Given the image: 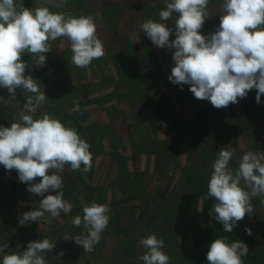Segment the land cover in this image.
<instances>
[{
    "label": "rangeland",
    "instance_id": "rangeland-1",
    "mask_svg": "<svg viewBox=\"0 0 264 264\" xmlns=\"http://www.w3.org/2000/svg\"><path fill=\"white\" fill-rule=\"evenodd\" d=\"M103 1L108 3L107 7H114L109 16L106 14L110 9L105 6L101 7L102 12L98 16L93 14L96 6L92 0H23L29 9L46 6L52 11L57 6L53 13L75 17L90 15L96 25L104 23L102 28H97V36L104 44L105 54L94 59L87 68H78L71 60L70 41L61 37L49 42L51 51L45 54L47 60L43 67L36 68L29 54L22 57L31 65L26 68L25 75H32L47 97L34 118L48 113L66 126L77 129L81 138L89 142L93 159L88 172L83 171V165L78 171H72L66 165L59 173L63 180L64 199L73 204V208L69 214L61 212L56 218L42 219L47 230L41 232L38 222L20 225L16 216L37 209L42 197L30 194L24 183L12 184L15 177L11 173L15 174V170L8 172L9 175H6L7 170L3 171V176H0V216H3L0 218V245L8 243L12 249H19L21 241L26 238L29 241L31 238L34 241L48 238L56 242V247L45 254L47 263L61 264L63 260L69 263L71 255V264H142L138 260V256L143 254L139 240L154 233L163 238V251L169 255L170 264H192L194 254H207L209 250V246L200 250V237L196 236L223 231V225L209 215L214 198L205 199L212 163L219 150L225 148L234 152L230 161L234 172L245 152H264V112H259L264 108V96H261L260 108L256 105L248 109L240 100L237 110L228 114L227 125L245 130L241 135L244 136L243 141L238 138L227 142L228 134L224 132L213 143L220 146L210 151L211 155L203 156V144L195 148L194 143L197 117L203 119L204 107L214 112L218 109L208 100L196 99L188 85L181 89L168 80L174 50L154 46L141 30L146 19H159L163 0ZM64 4L73 9L81 8L78 13H71L73 9L65 8ZM221 9L214 6L209 12L202 34L213 32L219 25V15L223 14ZM169 26L174 27L173 22L170 21ZM174 38V35L170 37ZM58 40L62 42L57 43ZM95 91L106 98L104 102L111 101L110 109L117 110H114L115 116L125 112L135 114L137 118L141 113V118L112 122L109 113L105 116L102 113L105 110L103 103L91 104L89 101ZM1 93L7 95V89L0 88V96ZM255 95L253 89L244 99L250 102ZM1 99L0 120L11 116L15 122L26 102L25 93L17 89L15 100L7 98L2 102ZM6 100L8 102H4ZM256 113L261 118L254 121ZM75 114L81 116L75 120ZM153 116L160 118L159 125L154 124ZM90 124L99 127L101 139L100 136L93 139L87 127L79 132L82 126ZM132 124L134 126H129ZM190 168L192 173L186 179ZM65 173L67 181L64 180ZM39 180L38 177L35 182ZM262 199H252L253 214H246L231 233L221 232L228 242L231 241L228 237H231L247 244L249 253L243 258L244 264H264ZM93 201L108 205L111 212L99 243L89 252L71 240L84 232L82 226L75 227L71 221L76 215L82 216L83 207ZM18 226L30 227L31 234L22 237ZM245 226L251 229V235L244 231ZM67 227L70 231H66ZM65 237L68 240H64ZM65 247L72 252H64ZM61 251L64 252L62 256L58 255ZM202 262L207 264L206 257Z\"/></svg>",
    "mask_w": 264,
    "mask_h": 264
},
{
    "label": "clouds",
    "instance_id": "clouds-1",
    "mask_svg": "<svg viewBox=\"0 0 264 264\" xmlns=\"http://www.w3.org/2000/svg\"><path fill=\"white\" fill-rule=\"evenodd\" d=\"M209 3L163 0L159 19H146L141 30L154 46L174 50L168 75L173 85L181 89L188 85L196 99L208 100L217 109L238 104L253 89L260 104L264 96V0H222L219 25L204 35L201 29L209 16ZM170 21L174 27L169 26ZM61 37L70 41L71 60L78 68H87L105 54L92 16H66L46 6L29 9L23 0H0V88L7 89L8 100L16 99L17 89L26 95L16 121L9 127L0 125V165L8 172L15 170L26 190L42 197L37 209L18 216L20 225L71 213L73 204L64 199L59 173L66 165L72 171L83 165L84 172L92 167L90 144L77 129L48 113L34 118L47 97L33 76L25 75L31 65L22 57L29 54L36 68L43 67L45 54L51 51L49 42ZM233 156L231 150H219L205 197L214 198L209 215L226 233L238 227L246 214H253V198H264V152H245L235 172L230 167ZM110 212L106 204L93 201L85 205L83 215L71 221L84 232L71 240L84 251H92L109 224ZM244 231L252 234L247 226ZM139 246L142 264H170L163 238L151 233L139 240ZM8 247V243L0 245L2 264H47L45 254L55 249L56 242L48 238L29 241L21 252H6ZM248 253L243 241L228 243L227 237H221L210 244L206 260L207 264H244Z\"/></svg>",
    "mask_w": 264,
    "mask_h": 264
},
{
    "label": "trees",
    "instance_id": "trees-1",
    "mask_svg": "<svg viewBox=\"0 0 264 264\" xmlns=\"http://www.w3.org/2000/svg\"><path fill=\"white\" fill-rule=\"evenodd\" d=\"M221 4H222V0H210L208 11L211 12L213 10L214 6L215 7L218 6L219 8H221ZM220 11H222V9ZM140 93H138V94H140ZM1 94L2 95L0 96V99L2 98L1 100L3 102V100L7 99V95H5V93H1ZM255 96L253 97V100L250 99L251 100L250 102H249V100L242 99L243 100V104H244V106L246 108L250 109V108H253L256 105H258L257 107H259V104H257L256 101H255ZM107 98H109V97H107ZM104 100H106V98L101 97L99 91H95L94 93H92V95H91V97L89 99L91 104H93V103H96V104L103 103L104 107H105V110L103 109L102 113L104 114V116L107 115L106 113H109L110 114L109 119H111L112 122L114 120L119 122V121L127 120V119H129V120L131 119L133 121H136L137 118H141V115H142L141 113H138L137 118H136L135 114H130L129 115V114L125 113V112H122L121 116H115L114 115V110L115 109H110V108H112L110 106V102L111 101L104 102ZM237 105L238 104H230L227 108L218 109L216 112H214L213 109L211 111V109L210 110L206 109V107L203 108L204 109L203 119L201 117H197L198 120L196 121V123H197L196 125H197L198 128H196V130L193 132L194 139H195V142H194L195 143V148L197 146L203 144L202 148L205 149L203 156L207 157L209 154L211 155L210 151H212L213 149L216 150L220 146V145H214L213 143L217 142L218 141L217 140L218 136L220 134L224 133V132H226L228 134L227 142H232V140L234 141V140H237L238 138H241V141L244 140V136L241 137V135H242V133L245 130H241L239 128V126L238 127L237 126L232 127V126H230L231 124L227 125L228 120L230 118V115H228V114H231L232 112L236 111L237 110ZM108 110H109V112H108ZM261 110H262V112H264V108H262V109L260 108L259 112H261ZM116 111L117 110H115V112ZM209 112H211V113L209 114ZM79 116H81V115L75 114V116H74L75 120L78 119ZM254 117H255V119H253L254 121L255 120H260L259 117L261 118V116H259L258 113H256V115ZM152 118L155 119L154 124L155 125H157V124L159 125L160 118H157L155 116H153ZM1 120H0V123H2V124H0V125L8 126V127L10 126V124L12 122H14L12 120L11 116H8V117L4 118L2 120V122H1ZM83 120H84L83 123H85L86 118H84ZM88 120H89V118H88ZM156 120L158 122H156ZM126 122L129 124L128 121H126ZM258 122L259 121H256V123H258ZM109 125H108V127H111L113 125V123L109 124ZM129 126H134V125L132 124V125H129ZM85 127L88 128V131L93 136V139H96L97 136H100V139H101V134L99 133V130H98L99 127L97 125L90 124V125H87V126H82L79 132H81ZM106 128H107V126H106ZM104 137H106V136H104ZM104 149H105V146H104ZM144 152L147 153V155H149L147 150L144 149ZM132 163L134 165L135 159L132 160ZM3 171H5V169H4V167L2 165H0V176H3L2 175ZM191 173H192V169L190 168V169H188V173H187V175H185V178L186 179L189 178ZM7 174H8V171L6 172V175ZM11 174H13L14 177H15V181H12V184L19 183L17 173L15 172V174L14 173H11ZM63 176H64V180L67 181L68 180L67 174L65 173ZM1 217H3V216H0V218ZM16 217L18 218V216H16ZM17 221H18V219H17ZM4 222H5V220H4ZM18 228L21 229L19 232H20L22 237H26V236L31 234V233H29L30 231L28 230V228L26 226H24V227H22V226L19 227L18 226ZM217 229H218V226H217ZM213 232L214 233H212V234H206V232H204V233H200L201 235H197L196 236V237H200L199 238V243H198V246H201L200 250L203 251L204 246H209L210 247V244L215 239L223 237L221 235V232H223V231L219 230V231H213ZM228 238L233 242V240H234L233 238H231V237H228ZM30 241H33V240L30 239ZM231 241L228 242V240H227L228 243H231ZM28 242H29V240L27 238L25 240L21 241V244L19 245L20 248L19 249H15L14 248L13 252H21V251H23L24 249H26V246H27ZM205 254L206 253H203L202 255L194 254L193 258H192V264H205V263L202 262L203 259L206 257Z\"/></svg>",
    "mask_w": 264,
    "mask_h": 264
},
{
    "label": "crops",
    "instance_id": "crops-1",
    "mask_svg": "<svg viewBox=\"0 0 264 264\" xmlns=\"http://www.w3.org/2000/svg\"><path fill=\"white\" fill-rule=\"evenodd\" d=\"M98 1H100V2H98ZM98 1H95V0H92V2L95 4L94 6H96V7H94L95 9H93V8H91V9H93V14H95V15H97L98 13L100 14V12H102L101 11V7L102 6H105L106 8H108V9H110V11L106 14L107 16H109L110 15V13H111V10H112V8H114V7H107L106 5H108V3H105L104 4V2L105 1H101V0H98ZM81 4H83V7H84V2L82 1L81 2ZM55 5H57V4H55ZM66 7L65 8H67V9H69V7H70V9H73V7H71V6H69V5H67V4H64ZM63 5V6H64ZM109 5H113V6H115L114 4H109ZM79 7L81 8V6H78L77 8L75 7L74 9H73V11H70L71 13H75V12H77L78 13V11H80V9H79ZM56 8H57V6H55L54 7V10H52L53 12H55L56 11ZM85 9V8H84ZM98 14V15H99ZM97 15V16H98ZM98 24V23H97ZM104 23H99L98 25H96V27L97 28H102ZM57 43H61L62 41H60V40H58V41H56ZM38 224H39V231L41 232V230H47V229H45V227L47 226L44 222L43 223H40V221L38 222ZM33 225V224H32ZM44 225H46L45 227H44ZM67 229H69L68 227L66 228V231H67ZM28 230L30 231V227L28 228ZM69 231H70V229H69ZM70 233V232H69ZM64 236V235H63ZM67 236V235H66ZM31 237H33V236H31ZM31 240H33L34 241V239L33 238H31ZM36 240V239H35ZM66 243V245H67V242H65ZM63 244V243H62ZM69 245V247H70V244H68ZM76 245V244H75ZM66 249L64 250V252H66L67 250H69L67 247H65ZM70 252H72L71 250H69ZM64 252H63V254H64ZM70 254V253H69ZM71 256V255H70ZM68 257V261H70L69 263L67 262V261H64L63 260V262L61 263V264H71V257Z\"/></svg>",
    "mask_w": 264,
    "mask_h": 264
},
{
    "label": "built area",
    "instance_id": "built-area-1",
    "mask_svg": "<svg viewBox=\"0 0 264 264\" xmlns=\"http://www.w3.org/2000/svg\"><path fill=\"white\" fill-rule=\"evenodd\" d=\"M42 222H45V220H42ZM6 252H13V249L11 247H8V249H6ZM67 255H69V253H67ZM47 264H57V263L52 262V263H47Z\"/></svg>",
    "mask_w": 264,
    "mask_h": 264
}]
</instances>
